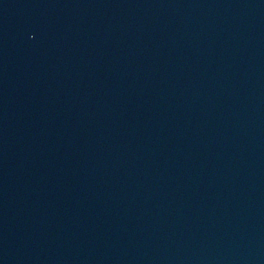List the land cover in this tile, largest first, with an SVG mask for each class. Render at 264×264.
I'll list each match as a JSON object with an SVG mask.
<instances>
[{"label": "water", "instance_id": "95a60500", "mask_svg": "<svg viewBox=\"0 0 264 264\" xmlns=\"http://www.w3.org/2000/svg\"><path fill=\"white\" fill-rule=\"evenodd\" d=\"M0 264H264V0H0Z\"/></svg>", "mask_w": 264, "mask_h": 264}]
</instances>
